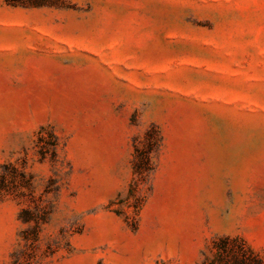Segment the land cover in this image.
I'll list each match as a JSON object with an SVG mask.
<instances>
[{"label": "rangeland", "instance_id": "obj_1", "mask_svg": "<svg viewBox=\"0 0 264 264\" xmlns=\"http://www.w3.org/2000/svg\"><path fill=\"white\" fill-rule=\"evenodd\" d=\"M0 264H264V0H0Z\"/></svg>", "mask_w": 264, "mask_h": 264}]
</instances>
